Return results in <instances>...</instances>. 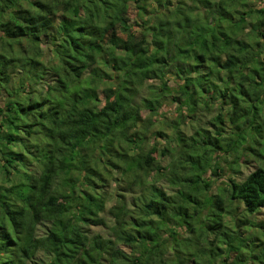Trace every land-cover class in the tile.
<instances>
[{"label": "trees", "instance_id": "obj_1", "mask_svg": "<svg viewBox=\"0 0 264 264\" xmlns=\"http://www.w3.org/2000/svg\"><path fill=\"white\" fill-rule=\"evenodd\" d=\"M263 209L264 0H0V264H264Z\"/></svg>", "mask_w": 264, "mask_h": 264}, {"label": "rangeland", "instance_id": "obj_2", "mask_svg": "<svg viewBox=\"0 0 264 264\" xmlns=\"http://www.w3.org/2000/svg\"><path fill=\"white\" fill-rule=\"evenodd\" d=\"M147 94H148V88H144V91L142 93H140V96L137 100L138 103H140L142 105L141 108H142L143 117H144L143 118L144 120L142 121L141 131L145 130L146 127L148 128L147 124L150 121L151 122L154 121L151 123V125H153V123L158 124L157 119H162L158 115L154 116V114H152V112L148 109V107H147V103H148ZM171 108H174V106H171L170 104L167 103L166 105H164L162 107V109L160 110L159 113H161V115L168 114V116H170V117H172V116L175 117V113L170 112ZM151 118H152V120H151ZM225 165H226L225 171L219 172V174H217V176L214 177L217 181V184L221 183V179H225L226 177H229L230 175H232V172L227 169L228 168L227 164H225ZM253 169H254V167L251 165H249V167L243 166L242 172L239 173L238 175H234V176L245 177ZM122 186H123L122 184H115V183L111 184L110 192H109V199L107 201V211H106V218L109 219V222L114 221L115 216L113 215V213L118 212V207L120 206V203L123 201V199L120 196V191H122ZM214 189H216V188H214ZM167 190L171 191L169 188H167ZM214 191H216V190H214ZM127 194H129V193H127ZM263 216H264V209L260 212L259 217H263ZM93 226H95V225H93ZM97 228L98 227H94L95 230H97Z\"/></svg>", "mask_w": 264, "mask_h": 264}]
</instances>
